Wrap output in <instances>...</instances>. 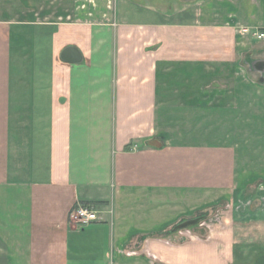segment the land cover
<instances>
[{
    "label": "crops",
    "instance_id": "obj_1",
    "mask_svg": "<svg viewBox=\"0 0 264 264\" xmlns=\"http://www.w3.org/2000/svg\"><path fill=\"white\" fill-rule=\"evenodd\" d=\"M141 2L0 0V264H264V0Z\"/></svg>",
    "mask_w": 264,
    "mask_h": 264
},
{
    "label": "rangeland",
    "instance_id": "obj_2",
    "mask_svg": "<svg viewBox=\"0 0 264 264\" xmlns=\"http://www.w3.org/2000/svg\"><path fill=\"white\" fill-rule=\"evenodd\" d=\"M142 2H143V4H141L142 7H149V6L155 7L154 9L157 10V12H159L160 11V4L161 3L163 4L165 2V0H142ZM157 2H158V6H155V3H157ZM248 73H249L250 77L254 81H258V79L261 77L259 74H256V73H253V72L252 73L251 72H248ZM262 78L264 79V77H262ZM185 88H186V86L184 87V89ZM189 90H190V92H196V93L197 92H200V93H202V95H204V99L199 100V101H195L193 107L191 106L195 110L194 111L195 113H194V117L193 118H190V117H186L185 116V117H179V119H183L182 120L183 122H182L181 125H186L185 126L186 128L188 127L189 130H191V131L193 130L192 131L193 133L195 132V136L198 137V140L200 142H203V141L205 142L204 137L202 138V136H205V78L203 79V83L200 86L195 85L194 86V90H191L190 88H189ZM225 119L227 121L228 120V117H226ZM213 126H214V124H211L209 127H213ZM182 127L186 131V129L184 128V126H182ZM180 129H181V127H180ZM228 129H230V126H228V125L225 127V129L221 128L220 136L223 134L222 133L223 130H226L227 131ZM208 215H209V213L208 212H205L204 210L203 211H197V212H194L188 218L182 219L180 222H182L184 220H190V219H193V218H197V217H202L203 219L200 220L199 223H197L196 225L187 227L188 230L192 231V233L191 234H188V235L202 236L201 235L202 234V231H204L205 230V227L208 226L207 224H205V218ZM180 222H178L177 224H179ZM172 228H171V230L167 231L168 234L172 231ZM176 232H174V233H176ZM177 236L178 237L182 236L180 238H183L184 240L191 237V236L189 237V236H187L186 234H183V233H179V234L177 233Z\"/></svg>",
    "mask_w": 264,
    "mask_h": 264
},
{
    "label": "built area",
    "instance_id": "obj_3",
    "mask_svg": "<svg viewBox=\"0 0 264 264\" xmlns=\"http://www.w3.org/2000/svg\"><path fill=\"white\" fill-rule=\"evenodd\" d=\"M256 36L258 38L264 37V35L262 33H258V34H256ZM69 218L73 223H75L79 226H87V225L92 224V223L97 221V212L95 211V208L93 207V205L79 204L76 207H74L73 210L70 212ZM177 233L178 234L183 233L189 237L190 236L193 237V235H188V234H191L192 231L188 230L187 228L181 229L174 234L177 235ZM180 237H182V236H180Z\"/></svg>",
    "mask_w": 264,
    "mask_h": 264
},
{
    "label": "water",
    "instance_id": "obj_4",
    "mask_svg": "<svg viewBox=\"0 0 264 264\" xmlns=\"http://www.w3.org/2000/svg\"><path fill=\"white\" fill-rule=\"evenodd\" d=\"M61 60L63 62H66V63L77 64V63L81 62V55L75 48L68 47V48H65L63 50V52L61 53ZM262 73H264V70H263ZM260 82L263 83L264 79L261 78ZM202 219H203L202 217H197V218H193V219H190V220H184V221L180 222L179 224H176L172 228L171 232L174 233V232L179 231L181 229H185V228H187L189 226L196 225Z\"/></svg>",
    "mask_w": 264,
    "mask_h": 264
},
{
    "label": "trees",
    "instance_id": "obj_5",
    "mask_svg": "<svg viewBox=\"0 0 264 264\" xmlns=\"http://www.w3.org/2000/svg\"><path fill=\"white\" fill-rule=\"evenodd\" d=\"M264 31V30H263ZM127 149H128V147H127ZM83 205H86V204H83Z\"/></svg>",
    "mask_w": 264,
    "mask_h": 264
}]
</instances>
